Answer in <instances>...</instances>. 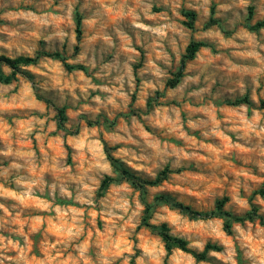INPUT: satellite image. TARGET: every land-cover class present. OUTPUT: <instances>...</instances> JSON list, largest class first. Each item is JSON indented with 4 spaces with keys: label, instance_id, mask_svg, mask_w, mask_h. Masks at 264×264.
Segmentation results:
<instances>
[{
    "label": "clouds",
    "instance_id": "obj_1",
    "mask_svg": "<svg viewBox=\"0 0 264 264\" xmlns=\"http://www.w3.org/2000/svg\"><path fill=\"white\" fill-rule=\"evenodd\" d=\"M0 264H264V0H0Z\"/></svg>",
    "mask_w": 264,
    "mask_h": 264
}]
</instances>
